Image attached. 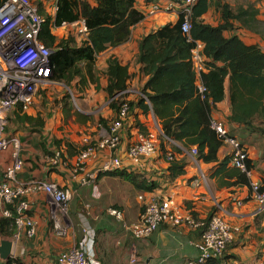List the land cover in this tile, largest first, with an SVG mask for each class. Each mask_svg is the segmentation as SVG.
I'll use <instances>...</instances> for the list:
<instances>
[{
    "label": "crops",
    "instance_id": "0c3cea01",
    "mask_svg": "<svg viewBox=\"0 0 264 264\" xmlns=\"http://www.w3.org/2000/svg\"><path fill=\"white\" fill-rule=\"evenodd\" d=\"M35 1L52 17L55 16L58 8L54 10V4L58 6V0ZM87 1L92 6L98 4V0ZM248 1L251 0H208L209 8L201 14L200 20L218 26L224 22L223 4L228 3L233 10L255 4L259 8V24H264V0L247 3ZM153 4L160 5L161 11L150 15ZM135 6L145 15L144 19L132 27L129 40L117 46H109L97 55L94 66L97 82L90 83L82 90L77 89L85 108L70 106L68 109V93L62 87L64 84L55 80L56 83L51 85L55 89L41 91L34 105L27 111L31 120H23L24 113L17 108L11 112L12 124L9 131L18 135L23 143L22 156L25 163L20 176L23 179L42 178L56 182L68 187L73 196L70 208L72 226H69L64 236H59L52 224L46 194H30L31 215L37 222V233L33 238L25 236L17 244L14 243L11 257H20L24 264H59L58 256L61 253L84 240V224L87 221L94 230V258L100 264H133V256L138 259L134 264H186L188 259L198 254L196 244L201 238L200 230L165 223L150 237L137 239L123 229L122 220L109 213L110 208L119 210L125 221L133 223L143 214L145 202L156 195L171 199L174 207L184 214H192L193 210L200 217L207 218L213 212L223 213L229 223L239 228L235 231L224 258L243 264H258L264 248V211H258V204L250 197V186L231 184L235 177L225 175L228 169L235 167L230 148L226 144L218 152L219 162L208 163L199 156L198 161L194 162L190 152L191 145L187 150L177 141L176 144L165 143L169 149H173L175 145L185 150L184 154L177 153L178 159L184 155L186 157L185 173L171 179V164L161 150V138L164 134L160 120L152 110L146 113L140 106H135L123 122L122 142L118 151L112 153L109 149L98 150L87 161L85 170L76 172L74 169L77 155L86 144L85 139L98 142L101 138L99 134H105L110 121L117 117L116 110L110 106L113 98L106 91L109 59H117L128 67L130 73L127 89L116 96H122L136 104L144 96L142 89L148 80L141 64L137 62L139 44L148 34L166 24L176 23L180 16L176 0H136ZM230 22L233 23V31H224L225 36L230 37L235 33L246 44H257L264 51V33L246 29L237 20ZM70 28L71 26L64 28L63 25L55 27V34L60 38L68 37L70 33L73 34ZM74 36L78 42L82 41L77 35ZM230 87L228 77L225 82V98L214 106L212 116L224 121L230 133L244 144L249 155L252 178L264 186L263 117L256 119L254 127L230 121ZM144 98L151 104L146 96ZM78 113L86 118L78 117ZM101 119L107 121V124H102ZM147 133L155 134L157 150L151 157L135 163L128 157L127 149L141 134ZM67 142L75 146L73 153H69ZM56 150L61 151L62 162L58 166L50 165L47 159ZM113 155L122 160V166L112 171H99ZM227 157L230 160L226 170L222 166V160ZM11 161L10 151L0 150V181ZM201 172L207 176L208 184L195 187L192 181ZM123 173L137 175L140 183L145 181L150 184L153 181L157 186L151 191L138 188ZM239 201H242L241 204H238ZM80 205H85L86 213L80 211ZM82 214L88 217L83 220ZM210 264H221V260H214Z\"/></svg>",
    "mask_w": 264,
    "mask_h": 264
},
{
    "label": "trees",
    "instance_id": "16d2710c",
    "mask_svg": "<svg viewBox=\"0 0 264 264\" xmlns=\"http://www.w3.org/2000/svg\"><path fill=\"white\" fill-rule=\"evenodd\" d=\"M135 3L136 0H98V4L92 6L87 0H58V10L53 17L39 4L40 13L45 18L40 37L53 50L51 63L54 79L70 87L73 84L78 85L77 89L80 90L90 83H96L94 66L97 55L109 46H117L129 40L132 27L145 17L136 8ZM208 3V0H198L194 5L189 34L182 32V18L179 17L176 23L166 24L141 40L137 62L148 76L142 92L151 104L146 102L144 96L136 104L123 99L122 96H116L127 89V81L130 78L127 66L112 58L109 59L106 70L108 77L106 91L109 97L113 98L110 106L116 110L117 116L123 103L127 102L129 112L135 106H140L146 113L152 110L160 120L164 133L161 138L163 141L161 150L166 158L169 152L173 154V159L168 160L171 164V179L185 173L186 157L184 155L178 159L177 153L184 154L185 150L175 145L173 149H169L165 144L168 143L165 137L183 144L187 150L190 148L189 145L196 147L199 158L205 162H219L218 152L224 142L211 127V120L214 106L225 98V82L228 77L231 83L232 105L229 120L247 127L256 126L258 117H263L264 120V51L257 44H246L235 33L230 37L224 35V31L233 28L231 20H237L246 29L259 32L261 27L257 18L259 8L255 4H250L233 10L231 5L225 3L222 5L224 22L212 26L200 20L201 14L209 8ZM78 19L86 21L89 29L88 38L78 42L72 33L62 38L55 34V27ZM189 36L192 38L191 41ZM196 41L203 43L202 53L206 63V71L201 74L202 82L207 88L204 98L198 93L191 58ZM67 99L70 109L71 96H67ZM17 109L24 113L23 120L32 119L20 106ZM78 117L86 118L80 113ZM101 123L105 125L107 121L101 119ZM8 129L10 130V125ZM66 146L69 153H73L72 149H75V146L70 142H67ZM84 148L86 144L80 150ZM229 160L230 157L222 160V166L226 170ZM247 166L250 168L249 159ZM225 175L235 177L231 184L250 186V179L246 173L237 167L228 169ZM125 176L136 187H142L147 191L157 186L155 182L152 183L153 181L150 184L145 181L140 183L134 174L127 173ZM146 205L147 202L144 211ZM79 207L82 208L80 210L82 213H86L85 205ZM191 213L197 218H202L193 210ZM217 213L213 212L209 217L202 219L208 223ZM202 230L201 228L200 231ZM14 233L13 218L0 216V241L12 237ZM214 260L218 259L210 260L209 264ZM0 264L24 263L20 257H10L7 260L0 259Z\"/></svg>",
    "mask_w": 264,
    "mask_h": 264
},
{
    "label": "built area",
    "instance_id": "2783aa9c",
    "mask_svg": "<svg viewBox=\"0 0 264 264\" xmlns=\"http://www.w3.org/2000/svg\"><path fill=\"white\" fill-rule=\"evenodd\" d=\"M198 0H176V7L182 18L181 30L189 34L192 28L193 7ZM54 4V3H53ZM52 4V5H53ZM58 6L54 4V10ZM161 11L158 4H153L149 14ZM45 18L40 13V5L35 0H0V150L10 151L11 163L7 166L3 179L0 181V216L13 218L15 233L12 241L17 244L22 237L33 238L37 233V222L31 215L29 196L35 192H42L48 197L51 208L53 227L59 236H64L72 226L70 206L72 192L56 182L42 178L23 179L20 172L24 167L22 156L23 143L15 133L7 131L11 112L18 106L24 112L34 105L40 88L56 83L53 77L51 54L53 50L41 39V30ZM78 39L88 38L89 29L84 19L72 23H64L63 27H70ZM189 40L192 38L189 36ZM203 43L196 41L191 51L193 70L197 76L198 93L204 98L207 91L202 82L201 74L206 71ZM73 95V101L75 102ZM129 115V104L123 103L118 116L110 123L108 130L98 142L85 139L86 148L77 155L75 171L85 170L87 161L98 150L109 149L112 153L118 151L122 142L123 122ZM211 127L230 148L231 160L235 167L244 171L250 179V197L258 204V211H264V187L254 180L253 172L247 166L249 155L241 141L233 136L225 122L212 118ZM164 134V133H163ZM169 144H176L170 137H165ZM183 150L184 148L181 147ZM157 150L154 133L141 134L127 149V154L135 163L141 159L151 157ZM194 162H197L198 149L192 147ZM168 160L173 159L169 152ZM50 165L58 166L62 162L61 151L47 159ZM122 166V160L113 155L99 171L107 172ZM195 187L208 184L207 176L201 172L193 181ZM239 201L238 204H241ZM109 213L123 221V229L137 239L150 237L163 224L174 226L186 225L201 231L200 241L197 242L198 254L188 259L186 264H209L212 259L221 260V264H243L226 260L227 246L232 242L234 227L223 213L214 214L208 223L189 213H182L174 207L171 199L162 196H151L147 201L146 209L140 218L128 223L123 219L121 211L109 209ZM83 220L88 216L82 214ZM85 221L84 240L75 244L68 251L58 256L59 264H100L95 257L94 230ZM70 226V227H69ZM204 227V228H203ZM258 264H264V248L261 251ZM138 261L137 256L131 258V263Z\"/></svg>",
    "mask_w": 264,
    "mask_h": 264
},
{
    "label": "rangeland",
    "instance_id": "374dc122",
    "mask_svg": "<svg viewBox=\"0 0 264 264\" xmlns=\"http://www.w3.org/2000/svg\"><path fill=\"white\" fill-rule=\"evenodd\" d=\"M252 1V0H251ZM251 1H248L247 3H250ZM260 1H263V0H260ZM263 11H264V6H263ZM263 14H264V12H263ZM263 23V22H262ZM61 31H59V33H60ZM260 32H262V33H264V24H261V27H260ZM62 82V81H61ZM64 85H62V87H63V89L64 90H66L67 91V93H68V96L70 97L71 96V101H72V107L73 108H75V107H79V108H81V109H83V108H85V106H84V104H83V102L81 101V99H80V96L78 95V91H77V86L78 85H76L75 86V84H73L71 87L70 86H68V85H66L64 82H62ZM52 85V84H51ZM51 85H48V86H45V87H42V88H40L39 89V93H37V96H39L40 95V93H41V91H48L49 89H51L52 91L55 89V87L54 88H51L52 86ZM42 92V93H43ZM53 93H56V92H53ZM73 95L75 96V102L73 101ZM11 116V115H10ZM11 124H12V122H11V119H10V122H9V124H8V126L10 125L11 126ZM7 129H8V127H7ZM8 132H10L9 131V129H8ZM99 136L100 137H102V135H101V133L99 134ZM94 224H95V222H94Z\"/></svg>",
    "mask_w": 264,
    "mask_h": 264
},
{
    "label": "water",
    "instance_id": "95a60500",
    "mask_svg": "<svg viewBox=\"0 0 264 264\" xmlns=\"http://www.w3.org/2000/svg\"><path fill=\"white\" fill-rule=\"evenodd\" d=\"M14 242L11 239H2L0 241V259L7 260L12 255Z\"/></svg>",
    "mask_w": 264,
    "mask_h": 264
}]
</instances>
